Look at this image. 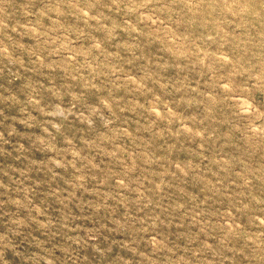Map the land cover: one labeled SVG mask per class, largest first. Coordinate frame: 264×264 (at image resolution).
I'll use <instances>...</instances> for the list:
<instances>
[{"label":"rangeland","instance_id":"rangeland-1","mask_svg":"<svg viewBox=\"0 0 264 264\" xmlns=\"http://www.w3.org/2000/svg\"><path fill=\"white\" fill-rule=\"evenodd\" d=\"M0 264H264V0H0Z\"/></svg>","mask_w":264,"mask_h":264}]
</instances>
